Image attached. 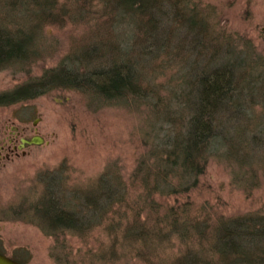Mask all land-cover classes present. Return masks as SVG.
<instances>
[{
  "label": "rangeland",
  "instance_id": "374dc122",
  "mask_svg": "<svg viewBox=\"0 0 264 264\" xmlns=\"http://www.w3.org/2000/svg\"><path fill=\"white\" fill-rule=\"evenodd\" d=\"M67 1L59 0V6L65 2V7L73 12L63 10L65 15L60 16L63 19L55 16L60 23L46 24L41 31L34 29L36 44L32 52L36 54L29 57L30 63L0 70V94L29 78L40 77L70 52L80 51L89 42L106 41L111 32L114 33L113 29L118 36L129 40L133 37V27L126 23L128 21L112 27L110 22L114 19L102 16V1L95 0L88 6H84L85 0ZM5 4V0H0V19L6 16L9 20L23 19L19 11L4 10ZM189 4L195 5L200 18L206 19L211 26L207 34L209 41L217 42L223 52L234 49L237 54L241 53L242 57L248 58L244 59L249 61L245 63L250 66L248 69L256 68L253 78L247 79L244 75L246 80L241 97L244 103L251 104V116L263 113L261 101H252L248 84L257 96H264V80H261L264 72V0H190ZM160 23L156 34L171 37L172 44L179 43L181 51L175 56L176 60H171L173 55L157 54L156 49L152 54L157 59L152 62L148 58L139 60L138 73L145 91L142 99L128 93L119 100L102 102L76 90L58 89L25 102L0 106V140L13 125L23 127L24 136L36 133L43 139V144L27 147L24 156H11L0 168V250L3 253L27 264H173L175 258L185 252V248L178 246V235L167 230L166 212L175 206L188 202V217L207 220L210 224L220 217L255 213L264 217V147H261L257 150L261 158L251 156L249 168L245 166L250 163H240L239 158H235L236 153L226 160L209 159L197 185L187 192L151 195L156 208L145 206L139 211L141 222L147 229L157 225L158 233L163 235L165 230L166 239L151 240L150 234L145 236L146 239L141 237L142 243L140 238L123 239L122 226L131 222L137 205L150 202L145 193L147 168L145 166L144 172L136 169L140 161L147 164L160 154L161 147L156 145L167 130L154 127L164 121L165 98H173L182 91L181 77H186L185 73L194 62L202 65L207 60L196 57L188 49L193 45L185 41L188 34L184 29L173 35L172 31L176 29L169 18ZM25 24L31 27V24ZM38 35H42L39 38H43V42L39 43ZM128 51L129 56L139 55V51ZM224 61L217 59L214 68ZM241 69L244 71L245 67L242 65ZM258 83L261 86H257ZM251 153L257 156L255 151ZM256 161L260 165L254 168L255 164H252ZM105 171L111 172L112 178L122 179L128 190L126 202L115 206L117 214L108 229L96 226L91 231H84V235L67 232L60 239L41 230L36 224L35 210L47 190L45 178L53 179L60 187L62 193L53 189V196L65 194L67 201H75L73 198L77 193L67 191L68 186L88 191ZM144 230L141 235L147 233ZM206 242L203 241L199 250L200 264H225L210 254L207 255L210 258L203 255L209 245ZM260 245L264 247V243Z\"/></svg>",
  "mask_w": 264,
  "mask_h": 264
},
{
  "label": "trees",
  "instance_id": "16d2710c",
  "mask_svg": "<svg viewBox=\"0 0 264 264\" xmlns=\"http://www.w3.org/2000/svg\"><path fill=\"white\" fill-rule=\"evenodd\" d=\"M94 1L85 0L84 6ZM99 1L103 3L102 16L114 19L110 18L112 27L128 21L126 23L133 27V37L129 40L118 36L112 28L114 33L110 31L111 36L106 41L89 42L80 51L70 52L58 65L45 70L40 77L29 78L14 89L1 93L0 106L25 102L58 89L76 90L102 102L119 100L128 93L142 99L145 91L138 73L139 60L148 58L152 62V59H157L152 54L154 49L157 54L173 55L171 60H176L175 56L181 51L177 45L179 43L172 44L171 37H159L156 34L160 22L169 18L176 29L172 31L173 35L184 29L188 34L185 41L193 45L188 49L196 57H205L207 60L202 65L194 62L185 73L186 77H181L182 91L173 94V98H165L164 110L161 108L164 121L162 124L156 123L154 127L156 130H167L156 145L161 147L160 154L157 153L155 160L147 164L140 161L136 169L144 172L145 166L147 168V176L142 178L148 181L145 193L150 202L137 205L131 222H127L130 225L124 223L122 226L123 239L141 240V237L146 239L145 236L150 234L151 240H164L167 237L165 227V235L158 233L157 225L152 228L148 226L147 229L138 212L145 206L156 208V202L151 196L153 194L169 196L187 192L196 186L209 159L226 160L236 153L235 158H239L240 163H250L245 166L249 168L251 156L260 157L257 150L264 147V96H257L258 93L250 89L252 86L248 84L250 96L253 95L252 101H261L263 110L258 116H251V104L244 103L241 96L246 77L250 79L256 76L252 74L256 68L251 66L249 70L250 66L245 65L249 61H244L248 58L242 57L241 53L237 54L234 49L223 52L217 42L209 41L207 34L211 26L206 19L200 18L199 10L189 4L190 0ZM5 3L4 10L19 11L23 19L9 20L7 16L0 19V70L28 65L31 61L29 57L36 54L32 52L36 44L35 30L41 31L46 24L60 23L55 16L63 19L60 17L62 13L65 15L63 10L73 12L65 7V2L59 6V0H5ZM25 23L31 24V27ZM190 35L192 37L188 39ZM39 36L42 35H38L39 43L43 42ZM128 50L134 53L139 51V55L129 56ZM217 59L225 61L214 68ZM262 75L261 80H264V72ZM247 129L253 131L248 132ZM251 151H255L257 156ZM259 163L256 161L252 165L255 164V168ZM112 176L111 172L105 171L88 191L68 186L67 191L77 193L73 198L75 201H67L65 194L61 197L53 196L55 189L58 194L62 193L60 187L53 179L45 178L47 190L36 204V224L45 234L55 239H60L67 232L84 235L96 226L108 229V224L114 221V215L117 214L115 206L125 203L128 194L122 179ZM175 207L166 212L169 225L167 230L178 235V246L185 248V252L177 256L173 264H200L199 250L203 241L209 244L203 253L207 258H210L207 256L210 254L225 264H264V247L260 245L264 243V217L257 213L220 217L210 224L207 220L190 219L188 202ZM142 229L147 232L143 233L145 235H141ZM194 241L196 243L191 245ZM196 247L199 249L196 250ZM58 260L62 263L60 257Z\"/></svg>",
  "mask_w": 264,
  "mask_h": 264
},
{
  "label": "flooded vegetation",
  "instance_id": "af4514ba",
  "mask_svg": "<svg viewBox=\"0 0 264 264\" xmlns=\"http://www.w3.org/2000/svg\"><path fill=\"white\" fill-rule=\"evenodd\" d=\"M7 131L6 136L4 135L2 140H0V168L4 166L5 162H9L7 160H9L11 156H24L26 154V148L33 146L34 144L29 145L28 143H23V140H31L33 137L37 136L36 133L24 136L25 129L23 127H19L18 125H13L10 129H7ZM0 253L6 255L1 250ZM8 257L17 261L14 259V256Z\"/></svg>",
  "mask_w": 264,
  "mask_h": 264
},
{
  "label": "water",
  "instance_id": "95a60500",
  "mask_svg": "<svg viewBox=\"0 0 264 264\" xmlns=\"http://www.w3.org/2000/svg\"><path fill=\"white\" fill-rule=\"evenodd\" d=\"M23 143H28L29 145H41L43 144V139L40 136H35L31 140H23ZM0 264H26L19 261H15L8 256L0 253Z\"/></svg>",
  "mask_w": 264,
  "mask_h": 264
},
{
  "label": "bare ground",
  "instance_id": "6f19581e",
  "mask_svg": "<svg viewBox=\"0 0 264 264\" xmlns=\"http://www.w3.org/2000/svg\"><path fill=\"white\" fill-rule=\"evenodd\" d=\"M21 64V63H20ZM246 125V124H245ZM246 132V131H245ZM248 135V134H247ZM238 136V135H237ZM95 195V194H94Z\"/></svg>",
  "mask_w": 264,
  "mask_h": 264
}]
</instances>
